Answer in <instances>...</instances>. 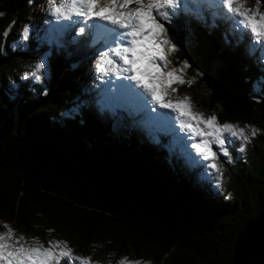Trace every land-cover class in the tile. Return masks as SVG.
<instances>
[{
    "label": "trees",
    "instance_id": "16d2710c",
    "mask_svg": "<svg viewBox=\"0 0 264 264\" xmlns=\"http://www.w3.org/2000/svg\"><path fill=\"white\" fill-rule=\"evenodd\" d=\"M251 2L264 9V0ZM39 3L0 0V219L43 240L54 235L97 259L132 247L155 264H231L238 235L264 209V65L251 57L246 34L231 31L230 37L226 21L204 13L198 21L181 16V30L172 34L170 68L184 66L185 76H201L205 87L190 81L174 96L191 97L204 115L259 130L246 164L228 174L232 200L225 202L192 179L170 146L171 155L137 127L115 130L111 114L85 98L93 94L81 85L93 40L89 24L84 33H72V41L59 31L64 41L51 50L46 86L36 91L20 82L17 53L7 41L15 39L14 25L46 24ZM231 78L248 102L223 98L218 83L226 89ZM5 81L16 89L8 91ZM96 242L99 247H91Z\"/></svg>",
    "mask_w": 264,
    "mask_h": 264
},
{
    "label": "snow or ice",
    "instance_id": "6c2138e0",
    "mask_svg": "<svg viewBox=\"0 0 264 264\" xmlns=\"http://www.w3.org/2000/svg\"><path fill=\"white\" fill-rule=\"evenodd\" d=\"M221 2L239 18L237 26L242 25L255 38L264 40V12L259 7H247L246 0ZM49 3L57 17L74 15L85 22L93 21L90 30L106 49L100 54L97 71L114 75L120 80L116 85L118 98L138 109L154 113L152 119L159 124L179 119L181 126L192 134L191 138H200L190 147L210 162L208 167L220 171L213 144L223 156L231 155L226 146L231 140L225 138V133L245 142L250 139L246 128H250L251 136L256 135L254 127L221 124L216 115L205 116L196 111L191 97H174L179 85L191 83L183 77V69H168V50L175 51L176 47L168 36L169 29L165 24L172 23L168 9L179 7L180 0H59V3L49 0ZM84 31V27L79 28L81 34ZM36 68L38 71L44 68V64L37 63ZM5 228L6 231L0 232V264H61L64 258L69 264L73 261L91 264L90 258L75 256L67 241L50 240L45 246L34 240L30 244L24 236L17 237L10 226L5 225Z\"/></svg>",
    "mask_w": 264,
    "mask_h": 264
},
{
    "label": "rangeland",
    "instance_id": "374dc122",
    "mask_svg": "<svg viewBox=\"0 0 264 264\" xmlns=\"http://www.w3.org/2000/svg\"><path fill=\"white\" fill-rule=\"evenodd\" d=\"M42 1L44 6L42 3H39L37 7L39 8V13L42 14L43 19L47 21L46 24L44 26L40 25V23H20V26L14 25L12 29L16 30L13 31L15 39L10 40V43L9 41H7L9 47H11L14 52L17 53L16 61H14L13 63V67L17 71V78L21 83L32 86L36 91H39L40 87L46 86L51 77V50L54 46L64 41L59 30H63V28L68 26L70 22H74L79 23V25L76 26V28H74L73 30V33H76L83 22V18L74 15L69 18L55 16L52 12L49 0ZM57 2L59 3V0H57ZM246 6L249 8L259 7L260 11L264 12L263 8H260V6L256 3L253 4L251 0H246ZM168 11L171 14L172 23H166L165 26L169 29L168 36L171 39L172 44H174L175 41V36H173L172 38V34H177L181 30V16L186 15L198 21L202 20V17L200 16V14L202 13H204L209 20L212 18H216V16L217 18H219L220 16L225 15L227 18L228 16L231 17L230 20L235 24L234 27H231L230 24H228V26L226 25L229 36L235 37L233 34L241 35L245 33L246 36L250 39L246 42L247 47L251 51H253V53H251V57L257 56L255 60L260 61V64L264 65V40L255 38L250 33V31L244 29L242 25L237 26L236 21L239 18L235 17L233 13L229 12L226 6L222 4L221 0H208V3L202 2L201 0H180L179 7L174 9L169 8ZM87 23L91 25L92 21H87ZM10 30V27L7 28L3 35H7ZM25 30H27L26 38ZM231 31L233 34L231 33ZM65 38L68 41L73 40L69 35H67ZM89 50L90 54L86 57V59L83 60L84 64L82 65V67L87 70L88 77L85 81H83V83H81V85L88 94L94 93L92 94L94 96L91 95L85 97L88 101L94 103V105L98 107L102 112H108L112 114L111 116L113 118V121L115 122V126H113V128L115 130L121 129L122 131H126V125H129L130 129L137 127V131L141 132L142 134L144 131V138H147V141L151 145L162 150H168V153L171 155L169 151L170 146L175 151L176 156L181 157L180 159L182 160V162L180 163V165L182 166V168L192 175V179L196 183L198 182L201 185H206L207 189L212 193L214 197H222L224 198L225 202L232 200V196L226 194L227 184L230 182L228 176L230 175L231 171H234V173L236 174L235 171L239 170V165L241 163L244 165L246 164L249 149L248 147L250 145L252 146V141L257 137L259 130L257 129L255 136H251L250 128H246V134H248L250 137L249 141L247 142L235 137H230L228 133H225V138L231 140V143L226 145L231 154L229 157L223 156L218 147L213 144V150L217 152L216 163L220 169V171L217 172L208 167L210 162L204 160L202 154L197 153L195 149L190 147L191 144L199 142L200 138H191L192 134L181 126L179 119H174L171 123L168 124H159L152 119V116H154L155 114L150 113L147 110L137 109L135 108V106L130 104L129 106L131 108H119L121 106V100L118 98L116 85L120 83L117 82L120 80L114 75H105L97 71V65L100 62V54L103 50H106L104 44L97 40L95 37L91 42ZM172 52L173 51L168 50V69H171L170 65ZM37 63H43L44 68L37 71ZM179 69H183L182 74L185 79L187 78L190 79L189 81L196 82V84H199L198 86L204 90L205 87L200 85V83L202 82L201 76L197 75L194 78H188L187 76H185V67L181 66L178 68V70ZM33 72H35L36 75H31V73ZM26 73L29 74L27 75V77L25 76ZM110 81L111 83H109ZM233 84H235V80L231 78L226 88H230L229 91H234L235 89ZM180 86L181 85H179L178 88ZM5 87L8 91L16 89V86L10 81H5ZM255 89L258 88L256 87ZM207 94H209V92H207ZM74 101H77V97H74ZM115 103H117V106L113 107ZM80 104V100H78V105ZM153 107H155V105H153ZM157 111L166 110L157 109ZM1 112H3V109L0 110V113ZM15 113L16 112H14L13 109L10 113V116H13L14 118ZM136 114L138 115L136 116ZM172 115L175 116L174 113ZM209 115L213 114H205V116ZM218 121L221 124H238L240 127H245L246 125L250 126L249 124H243L234 120L224 121L218 118ZM153 123L157 125L154 126ZM15 126L18 127V123H16ZM241 148H243V151H241ZM5 225L10 226L15 231L17 237L21 235L24 236L30 244L33 243L34 240H39L45 246H47L48 241L50 240L62 241L54 235H48L46 236L47 239L43 240L36 236L23 234L22 232L17 231L13 227L12 223L4 219H0V232L6 231ZM99 245L100 243L96 242L94 245H91V247H99ZM69 247L71 246L69 245ZM71 248L73 249V254L75 256L90 258L91 264H155L149 255L140 251L136 253L132 250V247H127L124 253H117L115 251L107 250L108 252L104 254V257L102 259L93 258L92 254H90L89 252H86L85 254L78 253L73 247ZM61 264H69L67 258H64V260L61 261ZM72 264H80V262L73 261Z\"/></svg>",
    "mask_w": 264,
    "mask_h": 264
},
{
    "label": "water",
    "instance_id": "95a60500",
    "mask_svg": "<svg viewBox=\"0 0 264 264\" xmlns=\"http://www.w3.org/2000/svg\"><path fill=\"white\" fill-rule=\"evenodd\" d=\"M218 88L228 103L241 105L248 102L244 88L232 92L222 83H218ZM232 249L231 264H264V209L258 218L245 225Z\"/></svg>",
    "mask_w": 264,
    "mask_h": 264
},
{
    "label": "bare ground",
    "instance_id": "6f19581e",
    "mask_svg": "<svg viewBox=\"0 0 264 264\" xmlns=\"http://www.w3.org/2000/svg\"><path fill=\"white\" fill-rule=\"evenodd\" d=\"M118 82V81H117ZM138 109V108H137Z\"/></svg>",
    "mask_w": 264,
    "mask_h": 264
}]
</instances>
